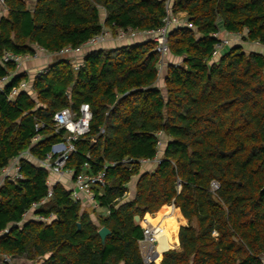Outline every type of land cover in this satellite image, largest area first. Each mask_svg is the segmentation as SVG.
<instances>
[{
	"label": "trees",
	"instance_id": "16d2710c",
	"mask_svg": "<svg viewBox=\"0 0 264 264\" xmlns=\"http://www.w3.org/2000/svg\"><path fill=\"white\" fill-rule=\"evenodd\" d=\"M6 5L0 80H10L0 90V257L36 264H145L143 228L135 217L142 222L174 205L188 226L180 230V249L167 251L160 264H264V54L233 45L214 57L213 37L223 29L264 46V0H172L173 12L185 14L191 27L169 36L170 55L183 61L168 63L163 90L157 86L160 54L146 41L91 49L80 55L78 67L60 57L13 100L11 92L29 76L3 63L5 53L33 56L40 48L59 54L82 47L103 28L115 35L156 30L166 8L159 0ZM85 104L93 116L90 133L74 142L66 169L77 176L85 164L89 174L107 167L108 185L95 192L110 215L99 216L96 225L90 210L57 183L52 197L33 211L52 220L26 221L33 205L47 199L51 173L26 157L22 179L1 183L2 170L26 151L46 159L68 136L56 132L55 115L64 109L79 113ZM38 123L45 125L39 132ZM157 158L154 171H142L140 161ZM124 159L135 162L111 166ZM135 178V197L125 201ZM103 227L111 231L105 245Z\"/></svg>",
	"mask_w": 264,
	"mask_h": 264
},
{
	"label": "built area",
	"instance_id": "2783aa9c",
	"mask_svg": "<svg viewBox=\"0 0 264 264\" xmlns=\"http://www.w3.org/2000/svg\"><path fill=\"white\" fill-rule=\"evenodd\" d=\"M165 3L166 8V16L163 20V25L156 30L149 31H134L131 29L128 30H118L117 39L122 42L133 41L138 37H147L148 41H152L155 44L156 51L160 54L161 60L159 64V74L162 69L165 67V59L170 55V49L168 45V39L170 34L182 27H191L186 20L181 19V14H175L173 12L172 0H159ZM7 13V5L6 0H0V18L3 17ZM112 31L107 28H103L102 32L93 37L87 43H85L82 47L73 49L66 48L59 53L60 57H78L83 55L86 50H91L100 47L105 44L107 40L112 37ZM213 37L218 40L215 48L214 57H217L223 53L224 50L233 46L237 39H241L240 34H225L224 31H219L213 34ZM238 39V40H239ZM258 44V42H255ZM45 51L36 48L35 55H15L11 52L5 53L3 57V63H14L17 66V70L22 68V66L32 60H38L39 56L41 57L42 53ZM44 71V70H43ZM41 71L37 76H39ZM36 76V77H37ZM10 77L3 78L0 80V90L3 91L4 85L8 83ZM32 86H29L28 82H22L20 86L14 89L10 96L9 100H13L15 97L19 95V93L23 91H30ZM92 112L90 106L85 104L80 108L79 113H75L72 109H64L57 113L54 117V123L56 127V132L58 133L60 130H65L68 133V136L63 143L64 149L60 151H52L46 159L40 160L38 163L40 166L45 168L47 171L51 173L52 176L57 177L59 180L64 177H71L73 180V187L71 189V199L82 205V207L90 206L92 209L97 210L100 208L97 202V195L95 189H103L108 185L107 180V167H105L102 171L96 174H89L86 170L89 168L88 164H85L84 170L74 176V172L71 170H67V162L73 152H75L74 142L78 139L86 136L90 133V123L92 121ZM45 125L43 123L36 124V131L44 129ZM161 136V135H159ZM41 136L37 135L33 142L37 143L40 141ZM22 157H31L30 152L26 151L21 156L13 159L10 164L2 170L1 183L5 180H19L23 178L21 173V158ZM133 159H124L118 163H112L111 166L115 167L119 164L130 165L134 163ZM159 159H155L153 161L142 160L140 161L142 166L146 165H157ZM50 187L49 195L46 200H43L39 204L33 205V210L26 214L27 217L30 213L34 214V210L44 205L51 197L52 190L51 188L55 184L48 183ZM213 188L218 189V185L216 183L213 184ZM106 215H110L108 211ZM33 219L38 221L47 222L51 221L52 217L49 219H45L44 217H37L33 215ZM143 239L139 241L140 252L145 264H160L163 260L164 251L162 254L159 251L160 242L165 237L164 229L160 225H152L148 221H143ZM162 260H161V259ZM0 264H13V258L11 256L5 255L0 257Z\"/></svg>",
	"mask_w": 264,
	"mask_h": 264
},
{
	"label": "crops",
	"instance_id": "0c3cea01",
	"mask_svg": "<svg viewBox=\"0 0 264 264\" xmlns=\"http://www.w3.org/2000/svg\"><path fill=\"white\" fill-rule=\"evenodd\" d=\"M37 0H28V3H29V6H31V8L34 7L35 3H36ZM185 15V14H183ZM222 31H224L222 29ZM225 33V31H224ZM226 34V33H225ZM141 39L140 41H136V40H139ZM148 39L147 37H138L136 38L135 40L133 41H129V43L125 44V45H120V46H114L113 43L109 44V48L107 49H113V48H117V47H122V46H127V45H132V44H137V43H144L146 42ZM257 45V43H254ZM261 47V50L258 49V50H255V51H252V52H260V53H263L264 54V46H260ZM90 50H86L85 52H89ZM42 58L41 59H38V60H32V61H29L27 63H25L22 68H20L18 70V73H26L28 76H29V80H28V83H29V86H32V81L34 80V78L43 70L47 69L51 64H53L54 61H56L57 59L60 58L59 54H49L47 52H44L42 53ZM176 58V57H175ZM74 65L76 64L75 62H73ZM77 65V64H76ZM75 65V67H76ZM61 147L64 148L63 144H60V145H56L53 147L52 151H60L61 150ZM31 157H26V159L30 162H33V163H38L40 160L35 158L31 153H30ZM39 164V163H38ZM150 166V165H147V167ZM144 172H147V171H144ZM48 183H51V184H57V183H61L68 191H71L72 187H73V180L71 177H64L62 179H58L57 177L55 176H52L51 175V178L49 179V182ZM135 192H136V189L131 197V200L135 197ZM168 207H173V214L175 216V219L178 223H181V228L182 227H186L188 226V221L184 218V216L182 215L181 211L179 209H177L174 205H168ZM83 210L87 211V210H90V213H91V217H92V220L95 218V215L97 214H94L91 212L92 208L90 206H86L84 207L83 206ZM99 209L96 210V212L98 211ZM107 213V212H106ZM147 215H150L151 217L152 214H147ZM99 217V216H98ZM30 219H33L30 218ZM29 219V220H30ZM25 220H26V217H25ZM27 221V220H26ZM152 225H154L153 223H151ZM161 225V224H160ZM180 228V229H181ZM179 233H180V230H179ZM178 241L177 243L175 244L176 246V249L175 250H179L180 249V241H179V234H178ZM26 261L28 262V264H36L35 262H32V261H28V260H25L23 258H19V257H16V258H13V261Z\"/></svg>",
	"mask_w": 264,
	"mask_h": 264
},
{
	"label": "rangeland",
	"instance_id": "374dc122",
	"mask_svg": "<svg viewBox=\"0 0 264 264\" xmlns=\"http://www.w3.org/2000/svg\"><path fill=\"white\" fill-rule=\"evenodd\" d=\"M104 16L105 15H103V19H104ZM181 19H182V21L185 19V15H183V14H181ZM239 39V38H238ZM237 39V41H235L234 43H236V44H234V45H241L242 46V48L244 49V51L246 52V53H251L252 51H255V50H258V49H260L261 50V47L260 46H262L260 43H258L257 45L256 44H254V43H251V42H246L245 40H243V36L241 35V39H239L238 40ZM141 39H139V40H136V41H140ZM148 41V40H147ZM111 43H113L114 44V46L116 45H118V46H120V45H125V44H127V43H129V41H126V42H122V41H119L118 39H117V34L115 35V34H113L112 33V37H110L108 40H107V42L105 43V44H103V45H101L100 47H99V49H107V48H109V44H111ZM263 51H264V49H263ZM43 56L41 55V57L39 56V59H41ZM82 57L83 56H78V57H72V58H70V59H72V61L73 62H75L77 65H76V67H78L79 65H80V61H81V59H82ZM182 61H183V59L182 58H174L173 56H168L166 59H165V67L162 69V71H161V73L159 74V80H158V84H157V86L160 88V89H164V77H165V75H166V67L168 66V63L169 64H171V63H175V64H181L182 63ZM162 145H163V143H162ZM161 148H162V146H161ZM64 148L63 147H61V150H63ZM156 169V165L155 164H153V165H150V166H148L147 167V165L146 166H142V171L144 172V171H149V172H152V171H154ZM136 184H137V179L135 178L133 181H132V183L129 185V192H128V194L126 195V197H125V201H129V200H131V197H132V195H133V193H134V191H135V189H136ZM106 209H103V208H99V210L97 211V214L95 215V218L93 219V222L96 224V225H98V221H97V219H98V216H106ZM147 216H149V215H145V217H144V220H146V221H148L149 223H152V222H150L149 221V219H147ZM33 217V213H30L27 217H26V220L28 221L30 218H32ZM163 222V221H162ZM161 222V223H162ZM160 224V223H159ZM163 224V223H162ZM162 224H161V226H162ZM140 225L141 226H143V221L141 222L140 221ZM181 228V227H180ZM179 228V230H181ZM179 230H178V234H179ZM167 236V235H166ZM176 249V246L174 245L173 246V248H171V249H168V250H175ZM162 260V259H161ZM13 264H28V262H26V261H24V260H22V261H13Z\"/></svg>",
	"mask_w": 264,
	"mask_h": 264
},
{
	"label": "bare ground",
	"instance_id": "6f19581e",
	"mask_svg": "<svg viewBox=\"0 0 264 264\" xmlns=\"http://www.w3.org/2000/svg\"><path fill=\"white\" fill-rule=\"evenodd\" d=\"M147 219L154 225L163 223L162 226H160L164 229L165 237L160 242V253L162 254L164 251L173 248L178 241V230L181 226V223H178L175 219L173 207L164 206L153 217L148 216Z\"/></svg>",
	"mask_w": 264,
	"mask_h": 264
},
{
	"label": "water",
	"instance_id": "95a60500",
	"mask_svg": "<svg viewBox=\"0 0 264 264\" xmlns=\"http://www.w3.org/2000/svg\"><path fill=\"white\" fill-rule=\"evenodd\" d=\"M155 214H152V216H154ZM135 221H136V223L137 224H140V217L139 216H136L135 217ZM78 227H79V229H80V225H78ZM111 235V231L108 229V228H106V227H103V228H101L100 230H99V236H100V238H101V240H102V243L105 245V243H106V240H107V238L109 237ZM167 251H169V250H167ZM166 251V252H167ZM165 252V253H166ZM164 256V255H163Z\"/></svg>",
	"mask_w": 264,
	"mask_h": 264
}]
</instances>
